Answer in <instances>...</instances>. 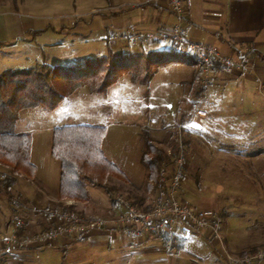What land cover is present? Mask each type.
<instances>
[{
    "label": "rangeland",
    "instance_id": "rangeland-1",
    "mask_svg": "<svg viewBox=\"0 0 264 264\" xmlns=\"http://www.w3.org/2000/svg\"><path fill=\"white\" fill-rule=\"evenodd\" d=\"M104 6L106 0H0V17L6 22L9 40L14 42V45L4 43L0 72L44 63L71 66L83 63L87 57L106 55V26L110 27V18ZM152 44L149 47V42L143 43L139 48L124 46L120 52L150 53L149 59L143 58L142 62L158 68L147 83L133 81L124 72L102 93L90 92L86 86L79 85L52 110L35 107L21 112L15 129L31 135L32 161L38 167L36 177L51 188L58 178L52 164L57 160L50 155L53 127L104 126V153L108 159L123 164L129 176L127 183L110 178L109 184L115 190L117 183L127 187L121 197L147 198L141 204L144 208L154 194L147 191V169L141 161L148 142H158L169 155L176 151L172 160L181 154L184 164L183 182L178 189L180 200L219 211L223 216L224 242L229 243L232 254L238 255L235 252L250 241L248 234L262 233V230H246L248 237L242 243L234 240L242 226H251L264 216V95L257 91L247 97L242 87L237 91L227 89L223 97L200 103L196 108L205 113L197 114L195 104L188 98L190 86L187 85L192 61L196 59L170 41ZM88 190L96 206L93 205L94 214L83 215L108 216L100 211L110 201L106 193L94 185H88ZM1 199L8 200L2 191L0 234L9 218L6 232L11 230L12 220V212L1 204ZM35 217L38 216L28 214L25 222ZM26 224L22 236L40 233L25 235ZM204 233L201 229L192 230V241L186 249L191 245L194 248L193 243L199 241L200 257L207 260L220 247L204 237ZM135 237L138 236L119 233L113 240L107 235H85L65 246L57 245L58 239L56 244L41 249H25L30 251L27 264H142L141 259L149 258V246H142ZM260 250L257 247L252 253ZM180 254L189 257L187 251Z\"/></svg>",
    "mask_w": 264,
    "mask_h": 264
},
{
    "label": "crops",
    "instance_id": "crops-1",
    "mask_svg": "<svg viewBox=\"0 0 264 264\" xmlns=\"http://www.w3.org/2000/svg\"><path fill=\"white\" fill-rule=\"evenodd\" d=\"M106 2L107 6H104V9L108 10L106 11V16L110 18V27L106 26V34L112 29L120 30V32H124L127 29H134L143 32L152 31L161 26L171 25L177 22L175 16L171 13L170 5L167 0H106ZM13 4L16 5V2H13ZM181 24L185 29V34L192 40L210 45L224 56L232 58L246 56L250 59V65L248 68L237 70L229 76L218 75L214 77L207 90H205L202 98L197 99L194 92L189 90L190 93L188 98L190 102L195 104V111H203L196 107L200 103L212 100L213 97L214 99H217L219 96L223 97V93L226 92L227 89L237 91V89L242 87L243 94L247 97L252 93H257V91L261 93V95H264V0H188ZM4 43H13L12 45H14L13 40H9L6 22L4 18L0 17V52L4 50ZM151 43H154L152 44L154 46L163 42ZM151 43H149V47L151 46ZM107 44L108 51L110 50L114 55L120 54L123 49L122 47L129 46L122 41H117L116 43L108 41ZM140 46L141 45H136L131 47L139 48ZM194 68H196V65L192 66L191 76L187 80V85H189L193 79L192 72ZM180 117L185 119L182 114ZM183 124H185V120ZM14 130L17 133H28L24 131H16L15 128ZM31 155L32 146L30 160L36 167L35 176L33 178L17 176L10 189L12 195H16L15 199L21 204V209L26 216L31 214V209H44L49 202H55L58 200L60 178V165L58 161H56L57 163L52 164L55 166V171L56 169L58 171V178L53 182V186L49 188L44 182L39 181L36 177L38 172L37 163L32 161ZM110 161L127 176L129 181L128 172L125 166L120 162ZM7 174V169L2 167L0 170V178L5 177ZM119 182L123 183L124 181L120 180ZM116 187V197L128 190L127 187L121 186L120 183H117ZM2 192H4V189ZM67 202L71 203L70 200ZM1 204H5V206L9 208V212H12L11 205L7 199H3ZM93 205H95V203L92 202L91 195L88 202L77 203L79 210H82L84 214L88 215L94 214ZM1 206L2 205H0V207ZM110 206V201L108 204L103 205L100 210L102 214L111 215L115 209L109 211ZM9 221L6 220L2 225L1 231L6 232L9 229ZM26 223V228L23 232L25 235L30 232L38 233L47 231L53 227L52 219L47 216H38L31 221H26ZM242 228L243 230H241L239 235L237 234V239L234 238V240L242 243V240L250 236V239L247 238L248 241H250L235 253H240L244 250H254L257 249V247L264 251V216L259 220H255L254 224H251V226L246 227L245 225L242 226ZM246 230H262V233L258 236H254L253 234H248L247 236L248 231L246 232ZM191 231L192 230L189 229L181 233L179 242L173 250H167L158 235L145 233L141 236L135 237L140 239V244L142 246L144 244L149 246V258H143L140 262H142V264H225L224 247L230 252L231 250L229 243L227 242L226 244L224 242L222 234L221 239H215L209 235L207 231L203 230L205 232V235L203 236L210 239L214 245L220 247V250L214 249L212 253L213 255L211 256L212 258L205 260L203 257H200L202 246L198 243L199 241L196 243L192 242L194 248H192L191 245L189 250L186 249L192 241V238L190 237ZM86 235H107L115 240V237L118 236L119 233L95 230ZM58 239L60 240L57 245L62 244L64 246L75 240L62 236H59L57 240ZM234 240L232 239L233 242ZM56 242L36 246L34 249H41L56 244ZM127 244L132 243L127 241ZM180 251H187L189 257L181 255ZM29 252L30 251L28 250H16L1 255L0 264H27L29 261ZM134 261L136 263L139 262L137 259ZM251 264H264V258L260 261L252 262Z\"/></svg>",
    "mask_w": 264,
    "mask_h": 264
},
{
    "label": "trees",
    "instance_id": "trees-1",
    "mask_svg": "<svg viewBox=\"0 0 264 264\" xmlns=\"http://www.w3.org/2000/svg\"><path fill=\"white\" fill-rule=\"evenodd\" d=\"M149 55L145 52L114 55L109 50L106 55L87 57L83 63L71 66L44 63L31 68H8L0 72V166L8 171L5 177L0 178V192L4 189L12 212L15 203L21 208L10 190L16 177L33 178L36 174V167L30 160L31 135L14 130L20 113L35 107L52 110L79 85L86 86L93 93L105 92L124 72L129 73L133 81L147 83L158 68L154 69L147 62H142L149 59ZM196 64L197 61L193 59L192 66ZM192 76L189 90L194 92L197 99L202 98L205 89L201 87L200 69L194 68ZM105 132L104 126L87 124L53 128L50 154L60 165L58 200L49 202L45 209L70 210L83 215L76 204L90 200L88 185L97 186L106 193L110 199L109 211L116 208V192L109 180L116 178L128 182V178L105 157L101 148ZM158 145V142H148V150L141 158L147 169L148 192L155 191L159 171L173 163L172 158L176 152L173 147L175 152L169 155ZM146 199L135 197L134 201L141 205ZM69 200L71 203H66ZM41 216L47 215L43 212ZM255 250H244L238 255Z\"/></svg>",
    "mask_w": 264,
    "mask_h": 264
},
{
    "label": "built area",
    "instance_id": "built-area-1",
    "mask_svg": "<svg viewBox=\"0 0 264 264\" xmlns=\"http://www.w3.org/2000/svg\"><path fill=\"white\" fill-rule=\"evenodd\" d=\"M167 1L171 13L177 20L176 23L145 32L133 29L117 33L111 31L107 35V40L111 43L122 41L130 46L170 41L196 59V68L201 71V87L205 90L214 77L229 76L237 70L249 67L250 59L246 56L239 58L224 56L214 47L189 38L181 24L188 0ZM196 113L204 115L205 112L197 110ZM182 156L180 154L172 164L159 171L158 184L152 200L144 204L146 208L136 204L134 199L117 196L114 212L106 217L86 216L70 210L31 209L30 212L36 216H41L45 212L52 219L54 226L34 236H22L25 215L18 203H15L10 222L11 230L0 234V255L56 242L59 236L78 239L95 230L119 232L126 236L155 234L160 237L167 250H173L179 242L181 233L189 229L205 230L215 239H221L223 216L219 211L195 207L178 198V189L183 182L184 173ZM262 258H264L262 250L234 255L224 247L225 264H251Z\"/></svg>",
    "mask_w": 264,
    "mask_h": 264
}]
</instances>
